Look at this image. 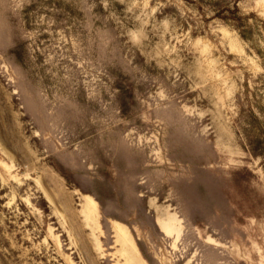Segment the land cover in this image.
Segmentation results:
<instances>
[{
	"label": "rangeland",
	"instance_id": "obj_1",
	"mask_svg": "<svg viewBox=\"0 0 264 264\" xmlns=\"http://www.w3.org/2000/svg\"><path fill=\"white\" fill-rule=\"evenodd\" d=\"M248 107L264 0H0V264H264Z\"/></svg>",
	"mask_w": 264,
	"mask_h": 264
},
{
	"label": "bare ground",
	"instance_id": "obj_2",
	"mask_svg": "<svg viewBox=\"0 0 264 264\" xmlns=\"http://www.w3.org/2000/svg\"><path fill=\"white\" fill-rule=\"evenodd\" d=\"M85 203L83 206V215L86 225H91L92 229L98 227V223L95 218V213L97 212V205L94 200L89 195H85ZM179 218L173 213H168L163 216L157 217V223L161 231L167 236L179 237L180 224ZM114 232L117 240L121 243L122 249L121 254L125 258V264H144L140 258V253L137 247L133 244L132 237L125 226L116 223L114 226Z\"/></svg>",
	"mask_w": 264,
	"mask_h": 264
},
{
	"label": "trees",
	"instance_id": "obj_3",
	"mask_svg": "<svg viewBox=\"0 0 264 264\" xmlns=\"http://www.w3.org/2000/svg\"><path fill=\"white\" fill-rule=\"evenodd\" d=\"M236 134L242 146L255 157L264 158V121L252 108H241L236 120Z\"/></svg>",
	"mask_w": 264,
	"mask_h": 264
}]
</instances>
